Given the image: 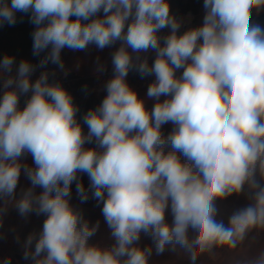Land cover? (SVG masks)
<instances>
[{"label": "clouds", "instance_id": "clouds-1", "mask_svg": "<svg viewBox=\"0 0 264 264\" xmlns=\"http://www.w3.org/2000/svg\"><path fill=\"white\" fill-rule=\"evenodd\" d=\"M261 6L264 0H204L203 24L178 35L180 23L167 0H0V22L13 25L16 12H31L37 26L33 54L50 47L42 67L49 61L63 67L62 49L83 50L90 43L103 49L123 40L134 52L157 53L151 66L138 65L141 76L155 75L147 89V97L157 101L152 110L126 83L132 57L122 46L113 55L116 75L106 84L107 95L84 117L87 136L71 96L49 84L47 73L33 83V65L21 61L12 77L14 58L0 59V72L9 74L0 97V194L14 192L18 158L30 153L35 168L24 170L43 191L34 196L30 189L18 208L25 214L35 203L47 214L31 253L35 264H148L151 249L132 246L142 231L151 233L157 253L171 243L203 252L214 244L235 247L249 229L264 227V187L227 227L215 219L214 205L240 193L246 182L258 188L257 164L264 175V28L250 24L251 10ZM101 10L103 19L81 22ZM164 28L171 32L161 46L157 33ZM29 92L19 109V95ZM168 122L175 127L167 137L172 151L165 153L160 129ZM92 138L102 152L83 147ZM78 172L87 173L94 198L103 202L116 241L110 250L87 245L96 228L78 227L66 199ZM76 187L82 202L87 200L83 185ZM169 205L171 225L165 221ZM189 228L198 231L193 240ZM256 264H264V256Z\"/></svg>", "mask_w": 264, "mask_h": 264}, {"label": "rangeland", "instance_id": "rangeland-1", "mask_svg": "<svg viewBox=\"0 0 264 264\" xmlns=\"http://www.w3.org/2000/svg\"><path fill=\"white\" fill-rule=\"evenodd\" d=\"M182 2L190 13H194L199 7V3H204V0H177ZM11 1L7 2L10 5ZM205 13V9H204ZM31 17V12L18 13L16 16V23L9 25L6 21L0 22V43L7 44L6 47L26 35L27 22ZM251 18L264 20V6L253 8L251 10ZM73 20V16L70 17ZM3 37V38H2ZM4 39V40H3ZM49 49L40 52L39 55L33 54V44L31 53L28 57H24L22 61H28L34 67V72L30 76L31 82H35L42 73H47L48 83L61 86L71 96L74 106L78 109L75 114L77 123L80 124L82 134L88 135V126L84 123L85 115L99 107L105 96L107 95L106 84L109 80L114 78L116 73H109L92 78L79 79L69 75L63 67L59 64H53L50 61L41 66V61L48 55ZM151 66V65H149ZM15 72V71H14ZM182 74L181 70H177L176 75L179 77ZM12 77L15 73L10 74ZM9 77V74L2 73L0 78V96L7 90L4 88V80ZM126 83L137 93L138 98L145 103V108L150 112L156 100L147 97V89L150 84L155 81V75H144L138 71V68H131L128 72ZM166 97H161L162 102ZM174 125L171 122L165 123L161 126V135L165 139V144L162 146L165 153L172 151L170 142L167 137L173 132ZM83 147L85 149H95L97 152H102L98 141L92 138V141L86 142ZM181 162H187L182 153H177ZM21 165L20 176L14 192L10 195L0 194V264H4L8 260L10 264H35V260L31 253L35 251V245L38 242L42 233L43 224L47 218V214L39 213L38 206L34 203L31 211L21 214L18 208V203L25 197V194L31 189L34 196H38L43 189L40 187H33L31 181L28 179L25 168H35L33 158L30 153L25 152L17 161ZM255 180L259 185L258 188H250L247 183V192L233 193L224 198H218L214 202L217 204H231L239 208H245L254 204V196L260 187H264V175L259 170L257 164L255 172ZM77 183L83 185L87 193V200H81L77 193ZM91 182L87 173H77V180L73 181L70 186V195L66 197L70 208L78 215L80 221L87 219H94L98 221H105L102 214L103 202L98 201L93 196L94 189L91 188ZM106 196V193H105ZM170 205L165 212V221L173 222V215L170 211ZM96 212V213H95ZM95 213V214H94ZM106 222V221H105ZM260 237L254 235L253 237L243 238L238 241L235 246L238 247L237 253L246 254V264H256L262 256H264V231H261ZM29 238H31L29 242ZM245 248H239L240 246ZM133 247L140 249H151V254L148 256V264H187L185 259H192V255L186 250L178 248H170L166 245L162 253H157L156 243L151 233L141 232L139 240L134 242ZM101 250H110L112 246L108 247L105 244L96 246ZM29 253L25 258V254ZM46 253H41L42 258ZM192 264V263H191ZM196 264V263H194ZM221 264H239L236 260L224 261Z\"/></svg>", "mask_w": 264, "mask_h": 264}, {"label": "trees", "instance_id": "trees-1", "mask_svg": "<svg viewBox=\"0 0 264 264\" xmlns=\"http://www.w3.org/2000/svg\"><path fill=\"white\" fill-rule=\"evenodd\" d=\"M11 0H2V2L7 3ZM20 12H16L15 15L17 16V14ZM77 18L75 16H73V20H76ZM48 21L46 20L44 23L46 24ZM82 23H84L85 21H81ZM27 32L26 35L24 37H22L21 39L13 42L11 44V46L6 47L7 44H1L0 43V59H2L4 56H11L14 58V65H13V73H15V68L16 66L19 65V63L22 61L21 59L24 57H28L29 54L31 53V47L33 44V32L36 29V25H34L31 22V17L28 19L27 22ZM3 38V37H2ZM4 40V39H3ZM6 75H8L6 73ZM3 95H1L0 97H2ZM31 96V92L27 93V94H20L19 95V104H18V108L19 109H23L26 105V101L30 98ZM247 182L244 185V188L241 192H247ZM215 208H216V216L215 219L218 222H222L226 227L229 226V221H230V217L237 211L243 209V208H239L237 206H233L231 204H217L216 202H214ZM171 211V209H170ZM96 213V212H95ZM94 213V214H95ZM172 214V212H171ZM84 223H87L89 228H93L95 227L96 230L94 232V234L88 238L87 240V245L89 247H93V246H98L99 244H105L110 247H114L115 246V238L112 236V229L108 226V224L105 221H98V220H94L92 219H87L86 221H80V223L78 222V227ZM168 223V222H167ZM169 225H171L172 223L169 222ZM261 231H264V227L261 226H257L254 228L249 229L244 238H249V237H253L254 235L260 237V233ZM198 235V231L194 230L192 228H189L188 230V237L190 240L195 239V237ZM168 246H170V248H178V249H183V250H187L191 255L193 252H195L196 254V258L195 260L193 259H185V262L187 264H221L224 261H234L236 260L239 264H246V262L248 261L246 254H240L237 253V249L238 247H232L228 244H214L212 245L209 249H206L205 251L201 252L199 250L198 247H193V248H187V247H183L180 244H176V243H171V244H167ZM239 248L244 249L245 245L243 244V247L240 246Z\"/></svg>", "mask_w": 264, "mask_h": 264}, {"label": "crops", "instance_id": "crops-1", "mask_svg": "<svg viewBox=\"0 0 264 264\" xmlns=\"http://www.w3.org/2000/svg\"><path fill=\"white\" fill-rule=\"evenodd\" d=\"M167 3L169 4L170 15L180 23L178 35L203 24L205 16L204 3H199V7L194 13H190L184 4L182 2H177V0H167ZM104 15L105 14L101 10L98 14L84 23H89L92 19H103ZM132 19V17H129L128 21H126L124 29L125 33L127 31V26L132 22ZM250 24H258L264 28V20L262 21L260 19L251 18ZM170 32V28H164L158 31L157 35L160 38L161 46H163L164 40ZM122 46L126 47V50L132 57L131 68H138V65L141 62H147L148 65H152L156 59L157 53L155 50L149 49L147 51L134 52L130 47L126 46L123 40H116L103 49H99L95 44L91 43L83 50H72L65 47L61 50L60 61L63 65V69L69 75L79 79L115 73L112 63L113 55ZM1 77L2 72H0V78Z\"/></svg>", "mask_w": 264, "mask_h": 264}, {"label": "built area", "instance_id": "built-area-1", "mask_svg": "<svg viewBox=\"0 0 264 264\" xmlns=\"http://www.w3.org/2000/svg\"><path fill=\"white\" fill-rule=\"evenodd\" d=\"M178 34V33H177Z\"/></svg>", "mask_w": 264, "mask_h": 264}]
</instances>
